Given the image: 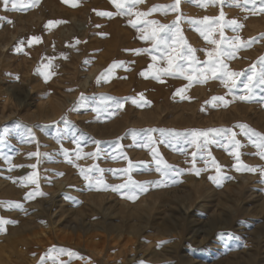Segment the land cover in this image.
I'll use <instances>...</instances> for the list:
<instances>
[{"label":"rangeland","instance_id":"rangeland-1","mask_svg":"<svg viewBox=\"0 0 264 264\" xmlns=\"http://www.w3.org/2000/svg\"><path fill=\"white\" fill-rule=\"evenodd\" d=\"M172 3L144 0L132 10ZM27 5L28 0L23 5L18 0L13 11L0 0V202H5L0 217L14 221L0 231V264H40L41 256L43 264H264V182L259 175L264 160L255 154L252 141L257 138L249 139L236 127L245 124L264 135L260 3L253 11L251 5L234 6L233 0H181L179 12L153 11L139 18L117 14L110 0ZM101 11L113 16L98 15ZM221 11L223 20L190 23L218 18ZM180 14L178 30L161 31ZM130 19L137 20L136 27ZM231 20L241 27L225 26ZM48 21L60 23L46 28ZM34 36L40 41L29 45ZM234 37L240 38L236 46ZM162 38L167 45L156 43ZM185 44L196 49L200 63L192 65ZM218 48L232 53L221 59L228 71L240 73L233 78L235 86L219 78V71L217 78L209 72L206 81L196 82L199 72L193 68L203 72L210 59L206 52ZM113 62L123 66L98 82ZM165 69L175 74L164 75ZM253 70V99L245 101L240 97L247 95L244 85ZM47 72L52 75L46 80ZM214 96L224 100L213 101ZM114 100H121L123 108ZM209 129L232 132H209L207 145L203 137L192 142L193 130ZM232 133L239 148L228 138ZM30 175L35 183L21 179ZM209 177H218V183ZM130 180L144 189L112 190ZM36 191L45 195L24 199ZM7 202H18L22 209ZM161 241L169 242L158 247ZM53 246L56 250L48 253ZM60 249L77 256L60 254Z\"/></svg>","mask_w":264,"mask_h":264},{"label":"snow or ice","instance_id":"snow-or-ice-1","mask_svg":"<svg viewBox=\"0 0 264 264\" xmlns=\"http://www.w3.org/2000/svg\"><path fill=\"white\" fill-rule=\"evenodd\" d=\"M110 2L115 5V7L117 9V14L128 15V16L135 15L137 18H139L141 16L150 15L153 11H164L166 13V11L170 9V10L179 12V5L181 3V0H174V3L169 4V5H163V6L162 5H153L150 9H148L147 12H136V13H133L132 9L135 7V5H137L139 3H143L144 0H110ZM209 2L212 3V4H215L216 0H209ZM222 2H223V0H221V3ZM257 2H259L260 5H261L260 11L264 12V0H243V4L240 3V0H233L234 6H236V7H246L248 5H251L253 11L255 10V6H256ZM3 3H4L5 6H7L8 4H11V10H13V11L18 10V0H3ZM19 3L21 5H23L24 0H19ZM38 3H39V0H28V5L27 6L28 7H34ZM126 4L128 5L127 7H126ZM198 6H203V4H198ZM5 10H8L7 7H5ZM20 10H23V8L21 7ZM97 14L101 15V16H107L109 18H111L113 16V13L104 12V11L98 12ZM181 19H182V14L177 15V18H176L175 21L172 22L171 27L169 28L168 26L161 25L160 26L161 31H163L166 28H167L168 32H171L173 28L178 30V24H179ZM210 19H214L216 21L223 20L224 19L223 11H221L220 16L218 18H210V17L205 16V17H203V19L201 21H190V23H193V24L204 23L206 21H209ZM7 22L8 23H12L11 20H8ZM58 23H60V21H48V23L45 25V27L47 28V27H50L53 24H58ZM152 23H155V22H152ZM129 24L132 27H136L137 20L130 19L129 20ZM228 25L234 26L233 29H232L233 31H235L237 28L241 27V25L236 20L225 21V26H228ZM199 31H200V35L202 37H204V39L207 41L208 37L205 35V32L202 31V30H199ZM156 36H157V33L154 31L152 33V38L155 39ZM221 36H223V33H221ZM141 38L142 39H148L149 37L146 36V35H142ZM239 39H240L239 37H234L232 46H236L235 45V41H238ZM39 41H40V37L39 36H34V37L29 38L28 44L31 45L33 42H39ZM208 42L212 43V44H216L217 43L216 40H210ZM19 43L23 44V41H20ZM156 43L157 44L163 43V44L167 45V39L166 38L157 39ZM185 47L187 48L188 58L190 59L192 65L200 63L196 59V57L194 55L196 49H193V48L187 46L186 44H185ZM21 50H22L21 48H19V47L17 48L18 52L21 51ZM131 51H134L135 53L138 54V53H140L143 50L135 49V50H131ZM181 55H182V58H183V53ZM206 55L210 57V59L208 61L204 62L207 65L206 69L203 72H200L198 69L193 68V71L199 72V75L196 78V82L199 83V82L206 81L208 79L207 73H209V72L212 74V78H217V72L219 71V73H220L219 78H221L223 80L224 77H227L229 80H231L232 86H235V80L233 78L234 77H238L240 75V73L228 71L227 70V65L224 64L223 60L221 59V57H224V56H231L232 53L225 52L224 50L218 48L215 53L206 52ZM153 59H156V57H153ZM260 62H261L262 65H264V57L260 58ZM169 63H170V68H171V61ZM51 66H52L51 65V61H49V64L46 65L45 67L50 68ZM121 66H123L122 62H113V64L109 66V68L105 71V73L102 74V77H98V82H99V80L101 78H103V76L109 75L112 72L113 68L121 67ZM149 67L151 68L152 66L150 65ZM176 68L180 72L183 71L182 66H180V65H177ZM38 71H39V69H38ZM157 71L160 72L161 70L158 69ZM163 74L164 75H174L175 73L172 70L165 69V70H163ZM44 75H45V79L47 80L50 77V75H52V73L47 72V73H44ZM140 75L141 76H145V72L142 71L140 73ZM153 78L159 80L160 76L159 75H154ZM184 78L189 80L190 82H192V80H193V77L190 76V75H185ZM256 80H257V73L255 72V70H253V74L248 76L249 83H245V85H244V88L247 91V95L240 97V99L245 100V101L253 99V83ZM258 83L260 85H264V67L261 68V71L258 74ZM225 85L227 86V82H225ZM182 91H183V89H178L177 90L178 93L182 92ZM140 97H141V99H143V94H140ZM183 98H187V97H182V99ZM80 99L81 100L85 99L83 94H81ZM128 99H131V102L133 104H138V102H137V100L135 98H128V97L123 98V100L125 102ZM211 99L213 101H223L224 100L223 97H218V96H214ZM113 102L116 104L117 108H123V106H124L123 103L121 102V100H114ZM145 103H148V102L145 101ZM94 111H95V109H94ZM236 127L240 128L242 130V134L248 136L249 139H251L252 137H256L257 138V140L259 142H257L256 140L252 141L253 142V146L258 149L257 153H255V154L258 155L260 157V159L264 160V135H262L259 132H256L255 130L250 129L245 124H238V125H236ZM148 131L151 132V131H155V130H151L150 129ZM161 131H163V130H161ZM209 132H214V133H216L218 135L228 136V134L231 133L232 130L231 129H209V130H206V131L193 130L192 133H191V135L193 137V141L192 142L196 143L198 138L203 137L204 138V141H203L204 145H207L208 143H211L212 141L208 139ZM228 138H229L230 142H232L236 148L240 147L239 141L235 140V133H232V135L230 137H228ZM151 139H152L151 136H149V141H151ZM96 143L99 144L100 142L97 141ZM152 151H153V155H156L155 149H153ZM30 155H36V153H32ZM88 155L95 156V153H90ZM193 156H195V153H193ZM124 158L127 159V157H124ZM238 158H239V156L237 154V159ZM129 163H131V162H129ZM212 163L216 167L217 172L219 173L220 166H219V164L216 163L214 158L212 160ZM31 167H35V165H32ZM164 167L166 168L167 165H165ZM243 167H245L246 170L250 171V172H256L257 171V169L254 168V167H249V166H243ZM83 171L84 170H81V174L82 175H83ZM99 171L102 172L104 170L103 169H99ZM123 171L127 172L128 169H124ZM157 171H161V169L158 167ZM196 174L197 175L199 174V170H197ZM259 175H260V177L262 179V182H264V168H260L259 169ZM209 178L212 179L214 183H218V177H209ZM21 179L22 180H28L31 183H35V180L32 178V175H30L29 177L21 178ZM105 187H107V186L105 185ZM135 188H140L141 190H143L144 189V185L143 184H137L136 182L130 180L129 183L113 186L112 190L113 191H119L120 189H127V190L131 191L132 189H135ZM38 195L39 196H43L45 194L42 193V192H39V191H36L34 193H27L25 195L24 199L25 200L32 199V198H35V196H38ZM3 203H5V202H0V204H3ZM7 203L9 205V207H11V208L22 209V205L20 203H18V202H7ZM9 223H14V221L0 217V231H4V225L9 224ZM168 242L169 241H161V242L158 243L157 246L159 247L162 244L168 243ZM55 250H56L55 246H53L52 248H50L48 250V253H52ZM59 252H60V254H63L65 252H67V254H68V256L70 258L77 256V254L75 252H72L71 250L60 249ZM44 259H45L44 256L40 257V264H43ZM81 259H83V258L81 257ZM138 264H146V262L141 260V261H138Z\"/></svg>","mask_w":264,"mask_h":264},{"label":"bare ground","instance_id":"bare-ground-1","mask_svg":"<svg viewBox=\"0 0 264 264\" xmlns=\"http://www.w3.org/2000/svg\"><path fill=\"white\" fill-rule=\"evenodd\" d=\"M55 114H53V116H54ZM188 208V207H187ZM190 208V207H189ZM184 214H186V213H184ZM133 217V216H132ZM163 223V222H162ZM176 224V223H175ZM165 225H167V222H166V224ZM76 228V227H75ZM77 229V228H76ZM134 229V228H133ZM132 231V230H131ZM15 236V235H14ZM64 236V235H63ZM72 236V235H71ZM116 236V235H115ZM118 237V236H117ZM126 243V242H125ZM100 244V243H99ZM86 247V246H85ZM87 248V247H86ZM85 249V248H84ZM90 249V248H89ZM101 249V248H100ZM88 250V249H87Z\"/></svg>","mask_w":264,"mask_h":264},{"label":"crops","instance_id":"crops-1","mask_svg":"<svg viewBox=\"0 0 264 264\" xmlns=\"http://www.w3.org/2000/svg\"><path fill=\"white\" fill-rule=\"evenodd\" d=\"M2 191H4V194L6 193L5 190H2ZM51 203H53V202H51Z\"/></svg>","mask_w":264,"mask_h":264}]
</instances>
